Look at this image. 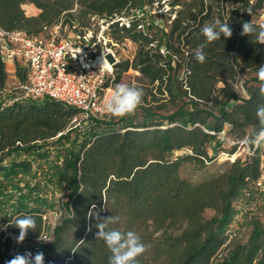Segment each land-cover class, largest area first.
<instances>
[{
  "label": "trees",
  "instance_id": "16d2710c",
  "mask_svg": "<svg viewBox=\"0 0 264 264\" xmlns=\"http://www.w3.org/2000/svg\"><path fill=\"white\" fill-rule=\"evenodd\" d=\"M26 3L39 10L36 16L25 12ZM154 3L170 6L168 25L154 20ZM263 10L264 0H0V28L29 35L58 23L82 31L93 17L105 19L114 41L137 46L132 58L116 64L113 82L133 68L172 104L170 110L142 105L140 119L72 127L76 110L59 101L1 98L8 74L0 53V264L26 252H43L44 264H108L110 252L89 218L93 207L101 218L120 217L110 227L141 237L148 250L139 264H264V227L255 224L245 242L234 240L231 229L237 204L252 203L263 191L257 182L264 147L209 178L193 182L180 174L183 162L204 166L216 159L224 144L219 132L239 144L259 129L264 45L240 33L243 22L260 24L254 18ZM115 16L124 23L111 22ZM216 19L229 23L233 35L208 45L199 63L200 30ZM15 75L25 81L21 66ZM50 187L65 199L50 242H41L48 229L43 216L55 206ZM24 215L35 218L36 232L18 244L14 223Z\"/></svg>",
  "mask_w": 264,
  "mask_h": 264
},
{
  "label": "built area",
  "instance_id": "2783aa9c",
  "mask_svg": "<svg viewBox=\"0 0 264 264\" xmlns=\"http://www.w3.org/2000/svg\"><path fill=\"white\" fill-rule=\"evenodd\" d=\"M112 21L123 24L125 18L115 16ZM108 24L105 19H100L96 29L91 25L82 31H72L68 26L62 29L58 23L47 30L46 37L0 28L3 61H20L24 65L26 78L19 83L20 99L41 101L50 98L74 108L76 113L70 120L72 127L84 126L102 116L105 97L113 89L115 66L121 59L119 50L126 47L125 43L119 44L112 39L107 32ZM60 31L65 34L60 36ZM68 31L71 33L67 34ZM219 136L225 138L224 131L219 132ZM242 140H239V145L243 147L242 158H245L250 153L241 144ZM233 154L231 160L238 157L232 159ZM263 178L262 166L257 182L261 188ZM43 218H47L46 214ZM42 236L47 238L46 233Z\"/></svg>",
  "mask_w": 264,
  "mask_h": 264
},
{
  "label": "clouds",
  "instance_id": "9594fccd",
  "mask_svg": "<svg viewBox=\"0 0 264 264\" xmlns=\"http://www.w3.org/2000/svg\"><path fill=\"white\" fill-rule=\"evenodd\" d=\"M201 34L204 37L201 43L195 50V59L199 63H204L206 60L205 49L208 45L217 40L231 38L233 30L229 23L216 19L205 24L201 28ZM241 36L254 37L256 43L264 45V23L255 24L251 21L242 23ZM106 66V65H105ZM257 77L261 82L259 94L264 97V64L260 65L257 71ZM242 86V84H241ZM235 87V86H234ZM247 97V92H244ZM144 91L135 84L119 83L114 89H111L104 100V111L111 117L124 118L135 114L136 110L142 106ZM256 119L260 125L259 129L251 136H246L241 141L247 151L251 154L254 150L264 147V103L257 106ZM226 128H231L229 122H225ZM95 218L96 239L102 240L110 252L108 264H139L141 257L147 250V246L142 241L141 237L135 231H122L118 228L110 227L119 223V216H109L101 218L99 212L93 207L89 213V218ZM14 226L19 229V235L16 238L17 243H22L29 231L36 232V220L31 215H24L15 220ZM91 230V227L89 228ZM41 242L49 241L47 238L39 235ZM7 264H44L43 252H37L33 255L31 252L17 254Z\"/></svg>",
  "mask_w": 264,
  "mask_h": 264
},
{
  "label": "rangeland",
  "instance_id": "374dc122",
  "mask_svg": "<svg viewBox=\"0 0 264 264\" xmlns=\"http://www.w3.org/2000/svg\"><path fill=\"white\" fill-rule=\"evenodd\" d=\"M163 1H161L162 3ZM31 10V7L24 6ZM153 11L155 13H158V16H154V20L156 23H160L161 25L165 24L168 25L170 23V20L174 17V13H168L166 10L170 8L169 5L164 3V9H157L156 3L153 5ZM151 12V13H152ZM257 22L264 23V10L261 12V14L258 17L254 18ZM98 24V21L92 20V26L96 29ZM71 33L70 31L67 32V34ZM60 36H63L65 34L64 32H59ZM47 32L43 34V36L46 37ZM122 42L125 43V48L119 50L121 61H124L126 59L132 58L134 52L137 49V46L135 43H133L130 39H122ZM19 65L24 69L23 63L20 61L15 62V66ZM12 66L9 64H6V71H7V80L5 89L1 93V98L3 99H11V98H20L21 97V91L19 88V80L15 75V72H11ZM256 75V73H250L248 77ZM140 73L138 70H135L133 68L128 69L127 71L123 72L120 76V80L118 82H113L112 88L114 89L115 86L119 83H130L135 84L138 87L142 88L144 91V97H143V103L144 106L149 105H156V104H163L164 110L171 109L172 104L169 103V101L164 102L165 100H160L159 94L152 85H149L146 83L145 80H140ZM243 92V90L241 89ZM166 95V94H165ZM163 95V96H165ZM159 99V100H158ZM162 99V98H161ZM157 100V101H156ZM141 106L136 110L135 114L127 116L129 118L134 119H140L141 118ZM97 119H100L102 121H112L117 120L119 118L111 117L108 114L104 113L102 116H99ZM225 129H227L225 127ZM74 135L73 133L71 134ZM223 151H221L216 159H214L211 162L205 161L204 166H198L192 162H183L180 167V174L184 177L189 178L191 181L196 182L199 180H202L204 178H209L221 170L225 169L227 164L231 161V150L235 148L233 153H236V156L238 158H242L243 153V147L239 144H236L235 141H233L231 138L225 135L224 138V144H223ZM264 152V148L262 149ZM180 153V152H178ZM264 156V153H263ZM262 156V163L264 165V157ZM264 183V178H263ZM22 184V183H21ZM261 188V187H260ZM263 191H261V195L257 197L256 200H254L252 203H238L236 208V215L234 217V222L231 225V229L233 230V239L239 242H245L251 233V230L255 224H259L262 227H264V185L263 188H261ZM48 191V195L51 201L55 202V206L49 210L46 214L47 218V225L48 229L46 232L47 239L50 242L51 240V229L52 227L57 223L60 217V209H59V199H65V196L62 194V192L57 190H52L50 187ZM46 191V192H47ZM214 211L210 209H206L204 212L205 217H211L213 215Z\"/></svg>",
  "mask_w": 264,
  "mask_h": 264
},
{
  "label": "crops",
  "instance_id": "0c3cea01",
  "mask_svg": "<svg viewBox=\"0 0 264 264\" xmlns=\"http://www.w3.org/2000/svg\"><path fill=\"white\" fill-rule=\"evenodd\" d=\"M24 5H30L31 7V10H29L28 8L24 7ZM23 5V8L25 9V12L28 14V15H34L36 16L39 12V10L37 8H35L32 4L30 3H26ZM5 64H9L12 66V69H11V72L14 73L15 72V63L13 62H6ZM261 165L264 167L263 163H261Z\"/></svg>",
  "mask_w": 264,
  "mask_h": 264
},
{
  "label": "bare ground",
  "instance_id": "6f19581e",
  "mask_svg": "<svg viewBox=\"0 0 264 264\" xmlns=\"http://www.w3.org/2000/svg\"><path fill=\"white\" fill-rule=\"evenodd\" d=\"M237 153V152H236ZM236 153H234L233 155H232V159H234L235 157H236Z\"/></svg>",
  "mask_w": 264,
  "mask_h": 264
}]
</instances>
